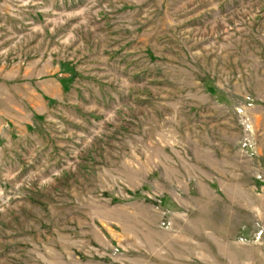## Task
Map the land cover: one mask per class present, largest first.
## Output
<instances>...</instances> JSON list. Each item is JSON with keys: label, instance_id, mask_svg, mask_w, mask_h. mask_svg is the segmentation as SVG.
I'll return each mask as SVG.
<instances>
[{"label": "rangeland", "instance_id": "1", "mask_svg": "<svg viewBox=\"0 0 264 264\" xmlns=\"http://www.w3.org/2000/svg\"><path fill=\"white\" fill-rule=\"evenodd\" d=\"M0 264H264V0H0Z\"/></svg>", "mask_w": 264, "mask_h": 264}]
</instances>
